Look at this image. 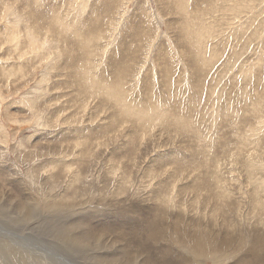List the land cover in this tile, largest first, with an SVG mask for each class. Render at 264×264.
Segmentation results:
<instances>
[{
    "label": "rangeland",
    "instance_id": "374dc122",
    "mask_svg": "<svg viewBox=\"0 0 264 264\" xmlns=\"http://www.w3.org/2000/svg\"><path fill=\"white\" fill-rule=\"evenodd\" d=\"M20 9L33 13L29 23L37 19L36 42ZM0 22V200L10 208L0 215V241L26 258L0 249V264H105L106 247L155 264L160 247L145 240L147 220L191 217L218 230L215 211L197 209L208 194L192 196L189 185L200 169L220 167L239 199L249 189L245 160L264 166V0H0ZM101 86L120 89L132 114ZM152 110L165 117L143 126ZM164 191L168 212L156 200ZM237 201L247 208L245 197ZM19 202L37 218L15 222ZM86 227L102 234L99 242L60 236ZM140 238L149 247L139 253Z\"/></svg>",
    "mask_w": 264,
    "mask_h": 264
},
{
    "label": "bare ground",
    "instance_id": "6f19581e",
    "mask_svg": "<svg viewBox=\"0 0 264 264\" xmlns=\"http://www.w3.org/2000/svg\"><path fill=\"white\" fill-rule=\"evenodd\" d=\"M183 3L184 2H182V4ZM179 4H178V6H179ZM182 4H181V6H182ZM183 6H185V5H183ZM186 7H188V5H186ZM15 8L17 9L16 6H15ZM11 10L12 9L5 10L3 12L4 15L7 12H10ZM21 11H23V14H19L17 17L20 20H24V22H25L24 28L26 30V35L29 36L30 40L36 42L37 38L39 37L37 29L40 28L38 26L37 19H34L33 24L31 22L29 23L28 20L33 16V13L31 11H25L23 9ZM233 11H235V10H233ZM190 15H192V13L189 14V16ZM17 17H16V19H17ZM190 17H192V16H190ZM18 19H17V21H19ZM13 20H14V18H13ZM15 22L16 21H14L13 23L15 24ZM188 22L190 23V21H188ZM184 24L188 25V23H184ZM187 25L185 27H187ZM196 26H198V25H196ZM205 26L208 27V25H205ZM188 28H190V30H191V26ZM198 28H200V27H198ZM205 29H207V28H205ZM45 30L46 31L50 30V25H49V28L47 27V29H45ZM213 30H215V29H213ZM187 31H189V30H187ZM203 31H204V28H203ZM204 33L205 32H203V34ZM212 33H211V35H212ZM79 34L82 36L85 35L88 37V34H86V33H79ZM192 34H194V33H192ZM214 35L216 36V34H214ZM193 36L191 35V37H193ZM206 36H204V37H206ZM194 37H196V36H194ZM194 37L191 39H194ZM206 38H205V40H206ZM210 38L213 39L212 37H209V39ZM11 39L13 40L14 37H12ZM15 39H16V37H15ZM187 39H188V37H187ZM198 40H200V39H198ZM201 40H202V38H201ZM195 41H196V38H195L194 42ZM192 42H193V40H192ZM29 44H30V42H29ZM201 44L200 45L197 44V46L201 47ZM204 44H203V47H204ZM31 46H33V45H31ZM49 46H50V44H49ZM197 46H196V50L198 48ZM51 47H53V46H51ZM213 47H215V46H213ZM193 48L195 49V46H193ZM20 50H22V49L19 48V52H20ZM39 50H40V46H39ZM201 51H202V49H201ZM212 52H213V54H215L213 49H212ZM48 53H49V51H48ZM203 53H205V52H202V54ZM21 55H22V53L20 54V56ZM195 55H196V53H195ZM193 57H195V56H193ZM196 58H197V56H196ZM200 59L203 60V58H200ZM205 59L208 60L207 58H205ZM163 63H166V62H163ZM208 64L209 63L207 62V66H208ZM168 65H170V63H168ZM203 66H206V64H204ZM18 68H20V71H21L24 68V66L19 65ZM167 68H168V66H167ZM168 70L170 71V69H168ZM196 70H197V67H196ZM87 71H89V70L87 69ZM164 72L163 73L160 72V73L164 74ZM86 76H87V74H86ZM163 77H167V76H163ZM170 78H172V76ZM161 79H163V78H161ZM85 80H86V78L84 79V81ZM93 80L94 79H92V81ZM162 81L164 82V80H162ZM100 83H102V82H100ZM170 84H171V81L169 79V86H170ZM189 87H191V86H189ZM100 88L102 90L98 89L97 92L105 94L108 98L109 97L113 98V101L116 105H114V103L112 105L115 107L118 106L119 108L118 109L116 108V109L121 114H122V112L125 115L126 114H132L131 108L127 107V105H125L124 101L122 103L120 102L121 100H123V98H121V99L119 98L120 89H119V91H116V89L109 87V86H101ZM151 91H153V90L151 89ZM165 91H166V89H165ZM257 92L254 93L257 95V97H255V98L261 97V95L257 94ZM256 95H254V96H256ZM171 97H173V95L171 94L170 91H168V100H170ZM258 101H259V99H258ZM257 102H255V103H257ZM256 113H257V111H256ZM162 117H165L162 113L156 112L155 110H152L149 118H147L145 116L142 117L144 119L142 125L148 127L151 124H153V122L155 120H161ZM179 119H182V120H179V123H178L180 125L179 128L185 127L186 121L183 118H179ZM175 120H177V118ZM167 122H168V120H167ZM245 163H246L247 168L249 169V171L246 169V172H247L246 176L248 178L247 179V185H248L249 189L246 190L247 194L244 195V197H245L244 204L247 206V208L244 207V208H246L245 210L240 208L242 206L241 202L237 201V200H242L244 198L243 196H241L243 194L240 195L239 194L240 192L237 193L239 195V199H236V197L234 195H232V192L234 190L232 191L230 189L231 186H229L232 184V182H229L226 179L228 177L233 178L232 174L229 176L225 175L227 173V171H224V170L221 171L220 167L205 168V169L199 168L200 169L199 175L197 177L205 176L206 181L199 180L196 177V180H195L196 182L195 183L193 182L192 185H189V187L191 186L190 192H192V196H201L202 197V193L208 194L207 198L205 200H202L201 202H198L197 200H195V198H194V200L199 204L197 207V209H199V211H200V209L204 210V211L205 210L215 211V215L211 214V216H214L213 217L214 218V221H213L214 226H218V228H217L218 230H215L214 228L213 229L211 228L210 230H206V229L204 230V229H202V226H201L202 224L200 225L201 221L189 220L191 217L186 218V220L184 218L182 220H179V219H177V217L173 220V217H172V221L170 220V222L166 219V218H169L168 216L163 217V218L161 217L158 221L157 220L156 221L155 220L148 221L146 219L148 224L143 227V230L145 232V240L146 241H153L154 243L159 244V247H160L159 253L154 258L155 264H159L160 262H163V263L168 262V259H165L162 257L163 254H169V257L171 256L172 263H170V264H264V178H263V175L261 173V170L258 169V168H263V170H264V166L258 167V166L253 165L252 163H254V162H253L252 158H247L245 160ZM258 174H259V176H257ZM169 187H171V186H169ZM181 187H179V188H181ZM183 187L185 188V186H183ZM166 189H167V187H166ZM168 189H170V188H168ZM182 189H181V191H182ZM228 190H230L231 193H229ZM170 191L173 192L172 190H170ZM185 191H184V193H185ZM237 191H239V190H237ZM171 192L166 193L164 191V192L158 194V196H156L158 207L162 208V209L165 208V212H168L167 209L170 208V204L173 202L172 201V194H170ZM187 193H189V192H187ZM174 194H175V192H174ZM174 197H176V196L174 195ZM190 199H192V197ZM199 199H201V198H199ZM29 200H30V198H29ZM234 200H236V201H234ZM32 201H33V199H32ZM49 201L44 202V200H43V203H41V205L47 209L56 208L57 210H62L65 208L64 206L63 207L57 206L56 204L58 202H54V200H49ZM177 201H178V199H177ZM9 203H10V201H9ZM19 203L21 204V202H19ZM5 205L1 204V200H0V215H9L10 214L7 212L10 208H7V205L6 206ZM176 205H177V203H176ZM200 205H202V206H200ZM195 206H197V204L194 205V208H195ZM208 207H209V209H208ZM17 208H18V206H17ZM16 210H19L17 212L18 216L17 215L16 216L10 215L15 222L22 223L23 221H21V220H31V219L35 220L37 218L35 216V211H34L33 207L29 208L28 206H24L21 204L19 206V209H16ZM16 210H14V212ZM193 210H196V209H193ZM197 212L198 211L196 210L195 213H197ZM204 214H205V212L200 213V215H204ZM162 216H164V214ZM178 216L180 217L181 215H178ZM182 216H184V215H182ZM235 216H237V218ZM194 220H198V219L194 218ZM167 221H168V223H167ZM65 223H70V225H68V226H71V227L74 226V224H75L74 221L71 222V220H68ZM166 223L169 224L170 226L166 225ZM204 227H206V226L204 225ZM3 233H5V232H3ZM60 236L63 238H74L75 240H77V243H74V244L83 245L85 243L86 244L90 243V241H91L90 239H95L94 242H99L100 241L99 239L102 236V234L99 232L91 231L88 229V227H86L84 232L81 234H78L76 231H72V230H63V231H61ZM116 236H118L120 238V235L116 234ZM137 236H138V234H137ZM115 238L116 237H113L114 240H115ZM146 241L141 239L140 242L142 243V245L140 246V248H138L139 253L142 252L143 250H145L147 247H149V244ZM9 243H11V242L3 243L0 241V249H4V250L10 252L13 256H15V258L18 261L22 262V260H23L26 262L25 257L21 258V257L16 256V253L18 252L17 248H14ZM13 243H15V242H13ZM12 248H14V249H12ZM120 250L123 251V249H120ZM120 250H119V248L106 247V250H104L102 252V254H100V257L102 258L101 259L102 262L105 264H150V260L144 259V256H142L143 257L142 260H141V258L138 259L135 256L136 252L135 253H133V252L126 253L125 252L124 254H122L120 252ZM226 261H227V263H226ZM163 263H160V264H163Z\"/></svg>",
    "mask_w": 264,
    "mask_h": 264
}]
</instances>
